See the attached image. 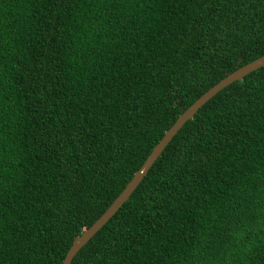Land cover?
I'll return each instance as SVG.
<instances>
[{"label":"trees","instance_id":"1","mask_svg":"<svg viewBox=\"0 0 264 264\" xmlns=\"http://www.w3.org/2000/svg\"><path fill=\"white\" fill-rule=\"evenodd\" d=\"M36 48L66 97L47 80L35 100ZM262 55L264 0H0V264H62L177 117ZM71 264H264V66L184 123Z\"/></svg>","mask_w":264,"mask_h":264},{"label":"water","instance_id":"2","mask_svg":"<svg viewBox=\"0 0 264 264\" xmlns=\"http://www.w3.org/2000/svg\"><path fill=\"white\" fill-rule=\"evenodd\" d=\"M264 66V55L246 63L227 74L220 81L215 83L206 92L200 95L189 107H187L174 121V123L164 132L161 139L153 146L151 152L146 157L142 165L134 172L132 178L127 182L123 190L113 200L110 206L98 217L89 227L85 228L80 235L76 236L69 247L62 264H71L75 254L85 245L91 237L111 218L121 205L130 197L131 193L138 186L157 157L161 154L172 137L184 125V123L193 118L198 109L212 98L218 91L227 85L241 80L248 73Z\"/></svg>","mask_w":264,"mask_h":264},{"label":"rangeland","instance_id":"3","mask_svg":"<svg viewBox=\"0 0 264 264\" xmlns=\"http://www.w3.org/2000/svg\"><path fill=\"white\" fill-rule=\"evenodd\" d=\"M34 52H36L38 56H42V58H44L45 50L36 48L34 49ZM30 72H31V84L33 88V96L35 97V100L41 99V100H46V101H52L53 98H52L51 93L49 92V89L47 88L48 86L46 83L48 77L46 79V76H45L46 74L42 71L35 57H31L30 59ZM49 74L51 76H54V74H52L51 71H49ZM54 83H55V89L59 90V92H56V93H58L60 97L62 98L66 97L65 92L62 91L66 83L63 84L62 79L59 77L55 78Z\"/></svg>","mask_w":264,"mask_h":264},{"label":"clouds","instance_id":"4","mask_svg":"<svg viewBox=\"0 0 264 264\" xmlns=\"http://www.w3.org/2000/svg\"><path fill=\"white\" fill-rule=\"evenodd\" d=\"M39 58H40L41 64L44 67L45 73H46V75L48 77L47 80L49 81V84H50L51 88L53 89V91L55 93L59 92L58 89H55V83H54L55 78L59 77V78L62 79L63 84H65V83L67 84V77L65 76V74L63 75V72L60 70L58 61L56 59L52 58L50 56L49 52L46 51V50H45V53H44V58H42V56H39ZM49 71H51V73L54 74V76H51L49 74Z\"/></svg>","mask_w":264,"mask_h":264}]
</instances>
